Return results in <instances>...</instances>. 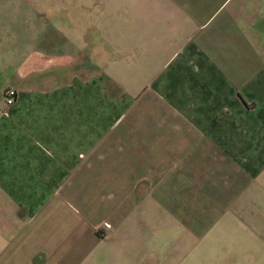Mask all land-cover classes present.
I'll use <instances>...</instances> for the list:
<instances>
[{
	"label": "crops",
	"instance_id": "1",
	"mask_svg": "<svg viewBox=\"0 0 264 264\" xmlns=\"http://www.w3.org/2000/svg\"><path fill=\"white\" fill-rule=\"evenodd\" d=\"M49 2L0 58V264H264V0Z\"/></svg>",
	"mask_w": 264,
	"mask_h": 264
},
{
	"label": "rangeland",
	"instance_id": "2",
	"mask_svg": "<svg viewBox=\"0 0 264 264\" xmlns=\"http://www.w3.org/2000/svg\"><path fill=\"white\" fill-rule=\"evenodd\" d=\"M48 2L49 0L39 1V2L38 0L25 1L23 2L22 4L23 7H22L21 4L12 0H0V58H5L10 60L12 58L13 51L15 52V50L11 48V44L15 43V40L13 39L12 36V31H13L12 28L15 25L16 18L9 16L11 15V12L14 10H18L19 8L31 9V7H28L30 5L31 6L33 5V7L38 9L41 7L44 8V6L41 5L37 7L36 4H47ZM49 3H51L52 5H56L58 2H49ZM41 13L45 14L43 11H41ZM24 51L26 50H17L19 54L21 53V57H23L24 54H22V52ZM1 98L2 97H0V100Z\"/></svg>",
	"mask_w": 264,
	"mask_h": 264
},
{
	"label": "built area",
	"instance_id": "3",
	"mask_svg": "<svg viewBox=\"0 0 264 264\" xmlns=\"http://www.w3.org/2000/svg\"><path fill=\"white\" fill-rule=\"evenodd\" d=\"M4 102L7 107H11L15 102V92L12 89H6L3 93Z\"/></svg>",
	"mask_w": 264,
	"mask_h": 264
}]
</instances>
